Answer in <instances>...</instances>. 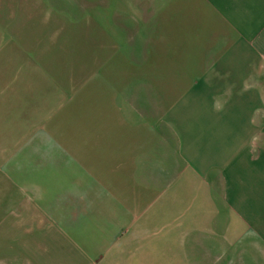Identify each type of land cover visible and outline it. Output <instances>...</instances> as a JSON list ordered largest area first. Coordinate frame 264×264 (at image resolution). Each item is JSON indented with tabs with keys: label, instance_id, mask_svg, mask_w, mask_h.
Masks as SVG:
<instances>
[{
	"label": "crops",
	"instance_id": "0c3cea01",
	"mask_svg": "<svg viewBox=\"0 0 264 264\" xmlns=\"http://www.w3.org/2000/svg\"><path fill=\"white\" fill-rule=\"evenodd\" d=\"M99 8L98 72L45 102L24 62L14 122L5 58L0 264H264V0Z\"/></svg>",
	"mask_w": 264,
	"mask_h": 264
},
{
	"label": "rangeland",
	"instance_id": "374dc122",
	"mask_svg": "<svg viewBox=\"0 0 264 264\" xmlns=\"http://www.w3.org/2000/svg\"><path fill=\"white\" fill-rule=\"evenodd\" d=\"M99 7L100 0H0V102L6 94L3 90L7 77L5 58L9 56L11 103H15L12 111L16 112L12 113V122L18 120L17 88L21 76L25 78L24 62L36 74L29 77L28 83L41 86L45 102H49L56 93L61 95L63 88L65 93L68 87H73L76 92L77 87L81 89L84 79H88L87 76L98 72ZM39 151V161L50 166L54 161L52 152L63 150H11L12 175L17 178L18 170L13 169L22 161L23 153L27 162H35V152ZM56 157L58 160V155ZM26 189L23 204L26 206V230L31 238L34 235L29 234L34 230L30 228L40 221L35 219V210L40 206L37 202L40 189L29 180ZM19 191L17 183L12 180V212L15 210L16 214H19ZM12 226H20L18 217L12 218Z\"/></svg>",
	"mask_w": 264,
	"mask_h": 264
}]
</instances>
